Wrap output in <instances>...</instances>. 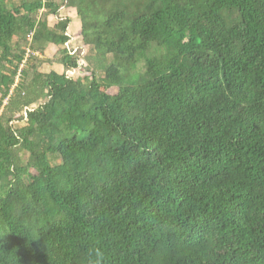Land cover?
<instances>
[{
    "label": "trees",
    "instance_id": "obj_1",
    "mask_svg": "<svg viewBox=\"0 0 264 264\" xmlns=\"http://www.w3.org/2000/svg\"><path fill=\"white\" fill-rule=\"evenodd\" d=\"M15 1L0 264H264V0Z\"/></svg>",
    "mask_w": 264,
    "mask_h": 264
},
{
    "label": "rangeland",
    "instance_id": "obj_2",
    "mask_svg": "<svg viewBox=\"0 0 264 264\" xmlns=\"http://www.w3.org/2000/svg\"><path fill=\"white\" fill-rule=\"evenodd\" d=\"M60 15H64L65 16L66 13L64 11H62V13H60ZM70 16L72 18H74L72 23L70 24V33H71L73 39L75 40V45H78L79 44V40L77 38V30L79 29L78 27H79L80 23H79L78 19L73 14H71ZM114 92H115V89H110L109 90V93H114Z\"/></svg>",
    "mask_w": 264,
    "mask_h": 264
},
{
    "label": "clouds",
    "instance_id": "obj_3",
    "mask_svg": "<svg viewBox=\"0 0 264 264\" xmlns=\"http://www.w3.org/2000/svg\"><path fill=\"white\" fill-rule=\"evenodd\" d=\"M93 252L95 257L97 258L96 264H100V260L102 259V255H103L102 252L99 249H94Z\"/></svg>",
    "mask_w": 264,
    "mask_h": 264
},
{
    "label": "built area",
    "instance_id": "obj_4",
    "mask_svg": "<svg viewBox=\"0 0 264 264\" xmlns=\"http://www.w3.org/2000/svg\"><path fill=\"white\" fill-rule=\"evenodd\" d=\"M66 73H67V75H68V73H69V74H73V71H69V72L67 71Z\"/></svg>",
    "mask_w": 264,
    "mask_h": 264
},
{
    "label": "crops",
    "instance_id": "obj_5",
    "mask_svg": "<svg viewBox=\"0 0 264 264\" xmlns=\"http://www.w3.org/2000/svg\"><path fill=\"white\" fill-rule=\"evenodd\" d=\"M57 69V68H56Z\"/></svg>",
    "mask_w": 264,
    "mask_h": 264
}]
</instances>
